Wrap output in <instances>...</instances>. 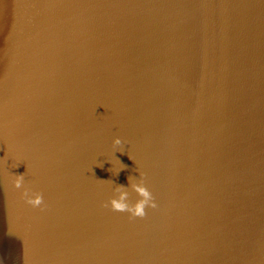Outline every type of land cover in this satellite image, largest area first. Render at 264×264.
I'll list each match as a JSON object with an SVG mask.
<instances>
[{
  "label": "water",
  "instance_id": "obj_1",
  "mask_svg": "<svg viewBox=\"0 0 264 264\" xmlns=\"http://www.w3.org/2000/svg\"><path fill=\"white\" fill-rule=\"evenodd\" d=\"M0 264H264V0H0Z\"/></svg>",
  "mask_w": 264,
  "mask_h": 264
},
{
  "label": "clouds",
  "instance_id": "obj_2",
  "mask_svg": "<svg viewBox=\"0 0 264 264\" xmlns=\"http://www.w3.org/2000/svg\"><path fill=\"white\" fill-rule=\"evenodd\" d=\"M115 143L120 144L121 141L117 139ZM21 183L22 178L17 179L16 186L20 187ZM134 187H136V191L142 197V199H140L135 205H130L127 202V192H121L118 198L111 199L110 204L112 209L115 211H126L133 217H144L146 215V208H155L157 205L152 197V194L145 187L142 185ZM24 196L26 202L33 206H39L43 201L42 196L30 193L29 191H25Z\"/></svg>",
  "mask_w": 264,
  "mask_h": 264
}]
</instances>
